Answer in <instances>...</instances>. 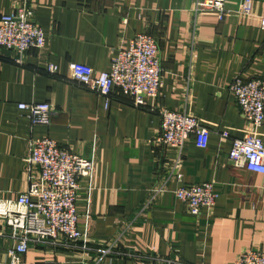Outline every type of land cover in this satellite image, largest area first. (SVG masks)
<instances>
[{
    "label": "crops",
    "instance_id": "crops-1",
    "mask_svg": "<svg viewBox=\"0 0 264 264\" xmlns=\"http://www.w3.org/2000/svg\"><path fill=\"white\" fill-rule=\"evenodd\" d=\"M198 1L0 0V16L32 9L46 38L23 65L0 48V201L15 202L38 178L39 169L24 162L31 139L48 138L94 160L75 202L87 249L34 245L25 264H233L244 252H264V175L228 159L232 139L264 142V123L254 129L229 91L236 77L264 80V0H250L249 15L238 12L243 0H226L222 19L196 11ZM137 34L156 39L163 70L160 96L148 107H134L114 89L106 108L70 80L74 63L109 71ZM49 64L55 75L46 72ZM20 103L51 104L50 125L32 126ZM153 106L196 117L209 131L207 147L190 137L179 158L158 144ZM201 183L213 184L218 198L212 210L193 216L173 192ZM109 244L126 255L98 253ZM14 245L0 223V264Z\"/></svg>",
    "mask_w": 264,
    "mask_h": 264
},
{
    "label": "built area",
    "instance_id": "built-area-1",
    "mask_svg": "<svg viewBox=\"0 0 264 264\" xmlns=\"http://www.w3.org/2000/svg\"><path fill=\"white\" fill-rule=\"evenodd\" d=\"M225 4L226 0H201L195 9L212 10L222 19ZM238 12L249 15L251 1L243 0ZM260 29L264 32V15ZM45 44V34L34 21L32 9L21 6L0 16V48L15 54V64L23 65L29 50L42 49ZM45 70L55 75L57 66L49 64ZM162 73L158 42L146 34L135 35L128 49L119 51L112 60L109 71L96 72L78 63L70 66V80L102 98L106 108L114 89L121 90L134 107H148V99L157 100L160 96ZM229 91L242 117L254 129L259 128L264 123V80L236 77ZM18 109L26 113L32 126L48 127L51 123L53 111L49 103H20ZM150 111L160 118L156 142L176 150L179 158L190 137L197 148L207 147L209 131L196 117L156 106ZM221 137L228 138V134L222 133ZM228 159L236 168L264 175V142L251 135L232 139ZM24 162L39 169L38 178L30 182L27 192L19 195L15 202L0 201V223L10 228V238L15 243L6 250L7 264H25L23 256L34 245L75 248L80 244L82 249H87L85 234L77 228L75 202L79 196V180L90 181L93 177L94 160L71 154L51 139L36 138L29 141ZM173 194L193 216L212 210L218 198L211 183L184 185ZM98 253L126 255L113 244ZM233 264H264V252H244Z\"/></svg>",
    "mask_w": 264,
    "mask_h": 264
}]
</instances>
